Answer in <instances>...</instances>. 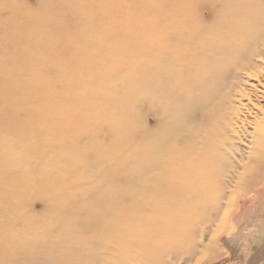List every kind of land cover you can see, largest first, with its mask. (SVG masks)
Wrapping results in <instances>:
<instances>
[{
  "label": "bare ground",
  "instance_id": "1",
  "mask_svg": "<svg viewBox=\"0 0 264 264\" xmlns=\"http://www.w3.org/2000/svg\"><path fill=\"white\" fill-rule=\"evenodd\" d=\"M67 2L86 26L66 41L74 58L25 52L38 36L20 34L8 57L0 42V264H199L259 172L264 110L251 131L239 112L264 76V0H150L132 92L112 80L126 63L118 42ZM77 77L72 98H54ZM130 127L119 162L105 145ZM37 187L54 222L21 216Z\"/></svg>",
  "mask_w": 264,
  "mask_h": 264
},
{
  "label": "rangeland",
  "instance_id": "2",
  "mask_svg": "<svg viewBox=\"0 0 264 264\" xmlns=\"http://www.w3.org/2000/svg\"><path fill=\"white\" fill-rule=\"evenodd\" d=\"M0 1V42L8 40L9 43L8 49L5 50L6 57L15 53L13 46L17 40L22 38L23 34H25V37L38 36L43 39L25 46L27 47L25 52L34 53L44 49L51 51L53 55L61 59L75 57L73 53H70L73 50L70 47H66V41H73L82 29H86V26L77 24L76 14L72 13L73 6L69 5L67 0H52V2L51 0ZM41 1L44 2L41 3ZM76 2L80 5V15L88 20L87 27L94 30L95 37L103 35L104 38H107V33L110 32L109 36L115 38L118 42L119 52L126 57V63L119 66V69L116 70L117 75L115 74L116 77L114 76L112 80L115 81L116 87L119 86V89H123L125 92H132L131 83L135 76L134 65H136V58L142 56L146 60L148 57L147 52L136 49L135 42L138 40L136 37V25L137 27L143 26V19L149 13L150 0H75ZM38 66L49 67V65ZM56 66L59 67L60 65ZM71 67H75V65H71ZM81 70H77L78 73ZM87 70L90 71V69ZM53 73L49 69V74L53 75ZM63 84L56 82L54 98H58L61 88L65 89V100L66 98H72L75 89L78 86H82L78 81V77L72 78L71 82L68 83L66 80ZM251 86L253 91L249 93V97L244 99L243 104L245 107L241 108V112H239L241 122L249 131L253 127V120L261 116L264 110V76L257 81L251 82ZM41 106L42 102L36 105V107L40 108ZM16 117L19 120L26 119L23 111H19ZM72 120L71 126L75 123V117ZM146 121L148 126H152L151 117H147ZM65 124L64 128H69V125ZM36 127H38V123L31 125V128ZM133 142V128L130 127L127 141L116 140L115 143H106L105 147H107L106 150L108 151L114 150V156L118 157L120 162L123 152L131 150L129 144ZM17 145H20V143H14L15 147ZM260 148L261 146L258 147L260 150H258L259 156H261L260 162L257 163L256 167L257 170L259 169L258 175H255L250 180L245 191H242L240 197L236 200V210L230 216L229 228L215 238L211 248L212 251L206 252L199 264H264V147ZM64 154L65 158L70 157L71 151H64ZM32 158L33 155L28 160L30 166L33 163ZM78 160L80 161V159ZM94 160L98 162V156ZM104 171L105 169L102 168V174ZM64 175L65 177L68 175V169L64 170ZM56 176L51 181L54 185L57 182ZM115 178L121 177L117 176ZM42 189L37 187V192L32 196H27L24 202L21 216L28 217L32 223L39 222V224H42L45 220L55 221L47 205V200L51 196H44L45 192ZM70 190L68 186L66 191ZM71 200H81V196ZM59 203L64 204L63 200H60ZM6 231H8V226L4 224V221H0V232ZM201 256L198 258L201 259Z\"/></svg>",
  "mask_w": 264,
  "mask_h": 264
}]
</instances>
